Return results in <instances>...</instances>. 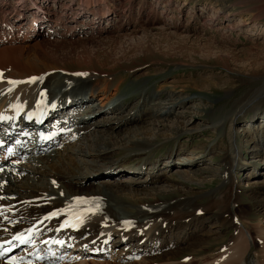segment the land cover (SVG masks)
<instances>
[{
	"label": "rangeland",
	"instance_id": "374dc122",
	"mask_svg": "<svg viewBox=\"0 0 264 264\" xmlns=\"http://www.w3.org/2000/svg\"><path fill=\"white\" fill-rule=\"evenodd\" d=\"M6 1L0 0V20L12 26V29L8 27L0 35V52L7 55L0 60V79L9 74L26 75L32 70L45 71L47 64L55 71L72 72L80 69L94 74L103 71L101 76L112 80V91L119 87V94L127 108L121 114L128 115L130 109L136 106L139 108L144 97L156 93L161 97V102L166 103L152 106L156 107L155 111H160L158 116L168 118L169 123L176 121L175 123L182 125H177L178 135L154 150L152 161L156 163L158 160L155 167L151 168L148 162L143 164L142 158L133 161L134 158L130 156L124 160L123 156L117 159L115 155L112 157L114 166L108 165L105 169V162H101L100 166L103 171H112V175H93L91 170V178L83 180L84 186H102L105 180L120 185L121 190H129V187H143L147 183V179L143 178L148 174L154 177L151 182L148 181V186L168 184L166 179L161 178L156 182V178L161 175L169 177L176 167L216 169V175L206 173L209 183L204 185L194 182V187L189 184L181 187L186 194L184 197H192L193 193L190 192L195 190L210 193L223 184V159L228 154L225 149L228 141L232 139L231 142H238L240 164L235 165L234 186H240V194L233 200V213L230 214V217L234 216L235 223H218L222 231L219 234L221 238L217 235L207 236V231L215 227L212 225L218 221L219 215L218 211L211 208L205 212L202 225H199L198 220L197 228L194 225L191 227L194 230L193 241L197 243L192 244L193 246L190 245L192 242L190 246L186 243V246H174V250L183 251L177 258L169 259L168 254H165L167 257L163 261L149 263L156 253H132V250H126L128 254H120L119 250L128 243L123 241L117 244L118 235L113 233L108 237L107 244L110 245L106 253L88 251L90 245L86 243L84 248H74L80 258H70L71 253H74L70 252L66 261L50 264H79L81 261L86 264H187L188 261V264H264V133H257L256 136L251 133L253 125L264 130V102L259 103L261 106L257 111L240 116L233 125V136L221 123L225 112L233 111L234 107L239 110V104H245L246 100L264 97V0H91L94 2L92 7H108L107 10H111V23L96 22V26L100 24L99 31L93 28L95 24L86 28L80 24L72 29L71 35L64 27L55 24H40L43 26L37 30L31 26L35 25L31 12L26 11V16L21 21L26 28L17 36L13 33V25L16 24L8 12L14 9L17 0ZM65 1L70 0H48L46 6H58L57 9H60ZM222 5H229L235 11L227 13ZM39 6L36 3L35 7ZM40 14L46 16L43 12ZM87 20H93V15L88 14ZM61 32L65 34L62 35ZM28 55L33 59L37 57L39 62L27 67ZM114 78L116 79L113 80ZM100 93L95 97L90 96L87 103L95 109L106 108L104 116H113L119 110L114 103L107 105L108 100L104 103L105 108L98 106L101 103L97 99ZM256 101L258 103L260 100ZM254 114L256 119L252 121ZM99 117H103V114ZM140 125L151 129V125L145 122ZM183 125L185 132L181 130ZM62 128L64 131L55 138L60 141L69 132L66 124ZM133 129L119 130L123 131L120 136L132 134ZM152 131L157 132V129H151ZM163 132L166 135L170 131L165 128ZM29 144L31 143L26 146ZM194 147L198 148L193 151ZM171 150L174 154L169 159L167 154ZM193 154L201 156L199 159H185L177 163L179 159ZM8 158L4 160L11 163L13 158ZM128 180H133L129 182L130 185L127 184ZM201 192L197 197L199 199H196L200 204H205L200 208L204 209L211 197ZM175 195L179 193L162 196ZM128 196L125 197L130 199ZM209 217L210 220L207 219ZM238 230H244L248 245L240 259L231 260L226 251L239 245L238 237L236 238ZM129 247L133 248V245ZM34 251L32 247L27 253ZM158 252L161 254L166 250L160 246ZM131 253L132 256L128 257ZM61 255H58L59 261L62 259ZM169 255L173 256L172 252ZM193 260L194 263H191ZM3 262L8 264L4 260Z\"/></svg>",
	"mask_w": 264,
	"mask_h": 264
},
{
	"label": "bare ground",
	"instance_id": "6f19581e",
	"mask_svg": "<svg viewBox=\"0 0 264 264\" xmlns=\"http://www.w3.org/2000/svg\"><path fill=\"white\" fill-rule=\"evenodd\" d=\"M47 1L17 0L11 12L7 9L10 18L16 24L13 25V33H16V36L24 32L26 28L21 22L26 16V11L31 12L34 24L37 25V27L31 25L34 29L38 30L45 24H55L64 27L70 35L73 33L72 29L79 27L80 24L84 26L83 28L95 24L93 28L99 31L101 22L111 23L112 20L111 10H107V6L105 9H96L92 7L91 4L94 2L91 0L88 2L65 1L60 9H57L58 6H46ZM36 3H39V8L35 7ZM222 9L227 13L235 11L229 5H224ZM40 12L45 13L46 16H42ZM88 14L93 15V20L86 21ZM96 22L100 23L99 26H96ZM8 27L12 29V26L0 20V35ZM61 34L65 33L61 32ZM6 56L0 52V60L5 59ZM26 59L27 67L38 60L37 57L33 59L30 55ZM46 66L45 71L32 70L26 75L9 74L2 77L4 79H0V120L5 122L4 118L8 116H12L13 119L18 117L20 123L26 121L35 130L38 129L46 134L48 132L49 135L54 131L62 133L64 131L62 127L65 124L68 127L66 130L69 131L65 139L61 141L47 134L45 145L37 146L31 143L24 148L25 144H22L19 153L15 155L16 158H13L11 163H6L4 160L10 156L2 154L3 158H0V244L11 242L10 245H12L15 238L31 230L34 250H36L34 244H41L45 250V248L53 249L60 245L74 246L78 249V247L84 248L88 243L90 245L87 248L88 251L103 254L108 251L110 245V243L107 244L108 237L115 233L118 235L117 244L123 241L128 243L122 250H119L120 254H128L126 250H132V253L143 251L149 254L156 253L149 262L155 263L163 261L167 256L169 259L177 258L183 251L174 250V246H181L185 243L188 246L195 245L197 241H193L194 230H191V227L194 225L197 228L196 221L198 220L199 225L202 221L204 222L205 212L211 208L213 211H218L219 215L218 221L212 225L215 227L207 231L208 237L217 235L221 238L219 222L221 225L229 222L234 225V216L230 217V214L233 213L231 204L240 194V186H234L235 165L240 164V156L237 149L238 142H231L232 139L228 141L225 148L228 154L223 159V184L210 193L195 190L190 192L194 196L192 194V197H184L185 192H182L181 187H186V184L194 187V182L204 185L209 183L206 173L216 175L218 173L216 169H184L176 166V170L169 177L161 175L156 178V182L161 178L166 179L168 184L164 185L148 186V181L151 182L154 179L152 174H148L143 178V180L147 179V183L140 188L129 187V190L127 188L121 190L120 185L105 180L102 186H84L83 180L86 177L91 178V170H93V175L111 176L112 171H103L100 166L101 162H105V169L108 165L114 166L112 157L115 155L117 159L123 156L124 160L128 156L134 158L133 161H139L142 158L143 164L148 162L151 168L155 167L158 160L156 163L153 162L151 155L165 141L178 135L177 125L180 124L175 123L176 121L169 123L168 118L158 116L160 111H155L156 107L152 106L166 103H162L161 97L156 93L144 97L139 108L136 106L130 109L128 115L121 114L127 108L119 94V87H115L112 91L110 87L112 80L101 76L103 71L95 74L87 70L86 73L80 69L72 72L55 71L49 64ZM24 81L27 82L24 83ZM98 92H101L97 98L101 102L98 106L105 108L104 103L108 100L107 105L114 103L115 108L119 110L118 113L116 112L113 116H107L108 114L104 116L106 108L95 109L87 103V99L97 96ZM256 100L260 101L257 103ZM251 101L246 100L245 104H239L241 105L238 107L239 110L234 107L233 111L225 112L221 123L228 133L232 134L233 125L239 118L248 112L257 111L261 106L259 103L264 102V97ZM78 110L79 113H77ZM102 114L103 117H99ZM40 115L44 117L42 118L45 119L44 121L39 119ZM52 118L54 122H50ZM55 118H58V121ZM251 119L255 120L256 114ZM142 122L150 124L151 129H157V132H151L146 125H140ZM187 125L188 123L185 124ZM185 126L181 129L183 132L186 131ZM2 127L3 124L0 123V134L9 126ZM10 128L9 138L16 137L15 131L13 132ZM127 128H134L133 133L120 136L123 131L119 130ZM165 128L170 131L166 135L162 133ZM192 129L189 128V130ZM251 133L256 136L257 133H264V130L253 125ZM49 144L51 147L48 146ZM197 148L194 147L192 150ZM200 152L203 151L200 150ZM173 154L174 151L171 150L167 158L170 159ZM199 156L201 155L193 154L190 157L179 159L177 163L185 159H199ZM132 181L128 180L127 184L130 185L129 182ZM199 192L211 197L207 203L208 206L204 209L200 208L205 204H200L197 200ZM171 193H179V195L162 196ZM126 195L131 198H126ZM131 202L138 204L133 205ZM134 207L137 209L135 210ZM192 219L195 220L191 221ZM207 219L210 220V217ZM237 237L239 245L231 248V251H226V255L231 260L240 259L248 245L244 230H238ZM130 245H133V248H130ZM160 246L166 252L160 254L158 252ZM185 248L192 249V247ZM170 252L173 256L169 255ZM132 253L127 256H132ZM165 254L168 255L165 256ZM26 256L35 257L36 252L27 253ZM59 260L58 255H53L43 258L42 262L40 258H37L34 264H50V262L54 263ZM191 263H194V260ZM0 264H4L1 256ZM79 264H86V262L81 261Z\"/></svg>",
	"mask_w": 264,
	"mask_h": 264
}]
</instances>
